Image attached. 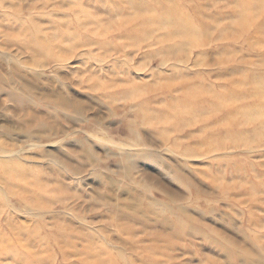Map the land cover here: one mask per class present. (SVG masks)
I'll use <instances>...</instances> for the list:
<instances>
[{"label": "rangeland", "instance_id": "374dc122", "mask_svg": "<svg viewBox=\"0 0 264 264\" xmlns=\"http://www.w3.org/2000/svg\"><path fill=\"white\" fill-rule=\"evenodd\" d=\"M0 69L84 106L0 94V264H264V0H0Z\"/></svg>", "mask_w": 264, "mask_h": 264}, {"label": "bare ground", "instance_id": "6f19581e", "mask_svg": "<svg viewBox=\"0 0 264 264\" xmlns=\"http://www.w3.org/2000/svg\"><path fill=\"white\" fill-rule=\"evenodd\" d=\"M244 15H247L248 12L247 10L243 9L242 10ZM37 77H34L33 79H29L27 77H20L18 74L16 76L14 75H6L4 74L1 69H0V94L2 92H6V96L8 95V100L13 101L16 106V114L19 112L20 117H19V123L17 126H13L12 130L18 132L19 135H21L24 139L30 142H42V141H51L53 140L57 135L65 134L66 132L64 129L60 127L58 123H53L50 122V118L44 113H39L37 111H34L30 109L28 106L29 104H32L34 106H37L38 102L46 103L45 105H48L47 108H59V111L62 112H68L71 109H74V116L70 117L71 120H74L75 122L83 121L82 113L84 112V109L81 105H76V104H71L65 97L57 94H52L48 92H40L38 85H36ZM202 88V87H201ZM201 88H199L201 90ZM209 91V89H206ZM193 92H199L197 89H193ZM202 92V91H201ZM209 92H212L211 90ZM216 92V91H215ZM200 93V92H199ZM204 95V94H203ZM225 97L222 98L220 96V102L217 105H214L215 110L220 109L221 103L225 104V99L226 95L223 94ZM199 96V95H198ZM11 99V100H10ZM73 102V101H72ZM53 103V104H52ZM39 104V103H38ZM80 104V103H78ZM20 105V106H19ZM40 105V104H39ZM192 106V105H191ZM179 107V106H178ZM184 107V106H183ZM193 107V106H192ZM176 108V107H175ZM186 108V107H185ZM42 109V108H41ZM53 111V110H52ZM51 111V112H52ZM189 111V110H188ZM262 111V112H261ZM55 112V111H54ZM182 112V111H181ZM190 112V111H189ZM192 112V111H191ZM260 113H263L264 115V108L259 111ZM23 113V114H22ZM61 113V112H59ZM187 113V111H186ZM250 113V112H249ZM15 114V115H16ZM190 114V113H189ZM23 115V116H22ZM49 115V114H48ZM56 115V114H55ZM66 115V114H65ZM69 116V115H68ZM180 116V115H179ZM177 116V117H179ZM182 116V115H181ZM58 118L59 115H57ZM192 117V116H191ZM247 117V116H246ZM57 118V119H58ZM248 118V117H247ZM53 120V119H52ZM51 120V121H52ZM63 120V119H62ZM57 121V120H56ZM58 122V121H57ZM232 123V122H231ZM179 128V127H178ZM163 136V135H162ZM162 138V137H161ZM164 138V136H163ZM157 141V140H155ZM144 142V141H143ZM158 142V141H157ZM177 143V142H176ZM155 144V143H154ZM153 145V144H152ZM160 145V144H159ZM176 146V145H175ZM174 146V147H175ZM147 148V145H146ZM179 148V147H178ZM91 153V152H90ZM12 152H8L4 148L0 147V156L6 155V158H10L12 160H15L17 157L11 155ZM157 154V153H156ZM10 155V156H7ZM48 156L51 157V161L59 164V166L64 169L66 168L64 166L65 161L60 160L59 157L56 156V154L52 151L48 152ZM138 157V156H137ZM93 156H88V160L92 161ZM10 160V161H12ZM68 161V160H67ZM86 162V161H85ZM89 163V161H88ZM73 164V163H72ZM3 167V171L1 173L5 176L6 178L9 179L10 181H17L19 177H21L20 180V190L23 193H27L25 191L31 192L30 187L34 186L37 187V184L34 185L31 182H28L27 173L26 169L21 167L18 164H15L14 162H3L1 164ZM75 165V164H74ZM86 166V165H85ZM1 167V168H2ZM72 167V166H70ZM77 167V166H76ZM75 168V166H74ZM67 169V168H66ZM79 169V168H78ZM88 169V168H87ZM2 170V169H1ZM76 170V169H75ZM79 171V170H78ZM77 171V172H78ZM81 171V170H80ZM88 171V170H87ZM85 172V171H84ZM68 173V172H67ZM79 173V172H78ZM178 173V172H177ZM76 174V172H75ZM78 176V174H77ZM181 176V175H180ZM79 178V177H78ZM5 180V179H4ZM11 183V182H10ZM186 185V184H185ZM28 194V193H27ZM12 196V195H11ZM27 197V196H26ZM43 198V197H42ZM39 199L38 197H34L35 201L37 203H42V200ZM107 198V197H106ZM33 199V200H34ZM58 201V200H57ZM56 201V202H57ZM100 201V200H99ZM104 199H102V202ZM107 201V199H106ZM60 202V201H59ZM140 202V201H139ZM30 203V202H28ZM134 206L136 207V203H133ZM38 205V204H37ZM140 205V203H139ZM151 205V204H150ZM131 206V205H130ZM139 207V206H137ZM41 208V206H40ZM43 208V207H42ZM129 208V207H128ZM133 208V207H132ZM136 210H138L136 208ZM140 210V209H139ZM132 212V211H131ZM138 213V212H136ZM146 213V212H145ZM123 214V213H122ZM132 214V213H131ZM147 214V213H146ZM124 215V214H123ZM126 216V214H125ZM130 216V215H129ZM132 217V216H131Z\"/></svg>", "mask_w": 264, "mask_h": 264}]
</instances>
